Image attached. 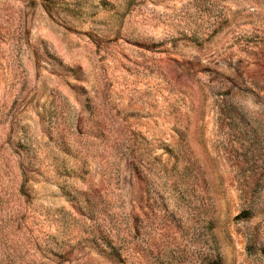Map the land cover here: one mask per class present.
Instances as JSON below:
<instances>
[{"label": "rangeland", "instance_id": "rangeland-1", "mask_svg": "<svg viewBox=\"0 0 264 264\" xmlns=\"http://www.w3.org/2000/svg\"><path fill=\"white\" fill-rule=\"evenodd\" d=\"M0 264H264V0H0Z\"/></svg>", "mask_w": 264, "mask_h": 264}]
</instances>
